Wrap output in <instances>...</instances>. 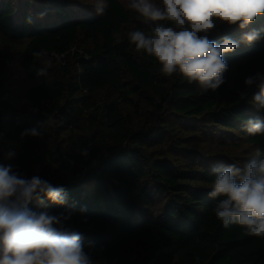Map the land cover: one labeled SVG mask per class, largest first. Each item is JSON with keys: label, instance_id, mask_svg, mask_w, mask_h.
Instances as JSON below:
<instances>
[{"label": "trees", "instance_id": "16d2710c", "mask_svg": "<svg viewBox=\"0 0 264 264\" xmlns=\"http://www.w3.org/2000/svg\"><path fill=\"white\" fill-rule=\"evenodd\" d=\"M105 3L97 15L74 0H0V38L22 43V70L42 78L18 109L6 76L12 57L0 50V165L65 188V204L42 197L28 207L69 215L65 227L82 235L98 264H264V237L215 217L211 170L223 166V156L204 155L180 136L190 128L198 144L228 139L264 154V134L241 127L264 119L252 101L258 89L244 84L264 73V34L225 53V83L201 92L178 71L165 75L154 56L130 43L131 31L174 24L145 21L121 0ZM253 29H264V15L244 29L217 23L208 38L239 40ZM39 51L52 61L46 77L38 75ZM32 128L41 134L21 138Z\"/></svg>", "mask_w": 264, "mask_h": 264}, {"label": "clouds", "instance_id": "9594fccd", "mask_svg": "<svg viewBox=\"0 0 264 264\" xmlns=\"http://www.w3.org/2000/svg\"><path fill=\"white\" fill-rule=\"evenodd\" d=\"M162 7L152 0H131L128 7L145 21H168L175 27L155 24L150 34L135 30L128 33L130 43L156 58L165 75L179 72L199 91L216 90L225 83L228 70L224 54L240 43L252 44L262 38L264 29L245 32L239 40L224 37L221 43L208 38L220 24L246 28L264 15V0H161ZM105 0H97L95 12L103 15ZM42 18L45 14L40 13ZM30 19V18H29ZM44 75L52 63L43 51L34 52ZM246 88L256 87L253 96L257 110L264 109V73L257 72L244 81ZM246 92H241L244 99ZM241 127L249 135L264 134V119L249 118ZM37 128L26 129L25 136H39ZM10 151L7 156H15ZM87 156V150L81 152ZM210 198H219L213 209L225 228L242 226L246 234L264 237V154L257 149L243 167L236 164L215 167ZM46 197L54 204H65L63 186H53L39 176L21 177L11 165H0V264H98L83 249L82 235L65 227L69 215H50L32 211L28 204ZM83 211V209H82ZM198 259V258H197Z\"/></svg>", "mask_w": 264, "mask_h": 264}, {"label": "rangeland", "instance_id": "374dc122", "mask_svg": "<svg viewBox=\"0 0 264 264\" xmlns=\"http://www.w3.org/2000/svg\"><path fill=\"white\" fill-rule=\"evenodd\" d=\"M74 1L92 7H95V4L97 2V0ZM121 1L127 7L131 2V0ZM152 2L160 7L163 6L161 0H152ZM131 10L133 12H136L134 9ZM0 50L12 57V60H5V64L7 65V84L10 91L12 92V101L14 105L18 109L24 110L27 107V96L29 89L41 83L42 78H31L29 74H26L22 70L21 54L24 51V45L22 43H11L0 38ZM43 77H46V75H44ZM180 136L184 138L191 137L190 143H196L197 146L199 145V148H201L204 155H222L224 158L223 166L236 164L237 166L243 167V165L255 155L254 151L249 146L244 145L242 147H239L237 146L238 143L234 140H218L216 138H210L207 141L205 139L206 137H202L200 143L198 144V134H196V132L191 130L190 128L180 129ZM222 142H225V144L222 145Z\"/></svg>", "mask_w": 264, "mask_h": 264}, {"label": "built area", "instance_id": "2783aa9c", "mask_svg": "<svg viewBox=\"0 0 264 264\" xmlns=\"http://www.w3.org/2000/svg\"><path fill=\"white\" fill-rule=\"evenodd\" d=\"M7 66V65H6Z\"/></svg>", "mask_w": 264, "mask_h": 264}]
</instances>
